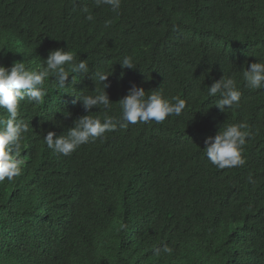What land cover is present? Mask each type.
I'll return each mask as SVG.
<instances>
[{
	"label": "trees",
	"instance_id": "16d2710c",
	"mask_svg": "<svg viewBox=\"0 0 264 264\" xmlns=\"http://www.w3.org/2000/svg\"><path fill=\"white\" fill-rule=\"evenodd\" d=\"M57 48L86 59L90 71L72 74L73 87L69 76L65 89L47 78L43 103L21 104L25 164L0 183V264H264V90L242 79L264 62V0H122L118 15L94 0H0V64L37 69ZM124 56L135 69L121 68ZM98 71L109 74V116H119L133 85L186 107L70 156L53 153L47 131L64 135L83 115H105L103 106L86 113L73 104L103 91ZM222 76L236 81L239 109L221 113L207 95ZM240 122L251 134L246 163L217 169L204 140ZM164 244L173 252L155 256Z\"/></svg>",
	"mask_w": 264,
	"mask_h": 264
},
{
	"label": "clouds",
	"instance_id": "9594fccd",
	"mask_svg": "<svg viewBox=\"0 0 264 264\" xmlns=\"http://www.w3.org/2000/svg\"><path fill=\"white\" fill-rule=\"evenodd\" d=\"M96 7L107 6L113 13L119 14L122 0H94ZM81 11L85 19L93 21L94 16L88 7ZM110 21L105 23L108 27ZM37 69H29L23 62H13L11 66L0 64V111L6 116L0 118V183L12 182L22 174L25 161L22 155V141L29 131V125L21 117V104H42L47 95L43 85L47 78L54 80L58 89L73 87L77 82L72 74L87 76L90 69L86 59L77 61L74 54L63 48L50 50L46 59ZM121 68L135 69L132 56H124L119 62ZM69 76L71 83L66 86ZM109 74L96 72L95 78L103 85V91L96 95H80L75 97L86 113L93 108L103 106V118L83 115L74 120L66 134H57L47 131L43 141L53 153L70 156L81 145L104 139L106 133L115 132L118 128H127L128 125L164 122L170 116H180L186 107L184 99L173 97L165 98L159 91L146 95L145 90L133 85L119 101L120 114L118 117L109 116L111 103L105 89L109 86L104 81ZM244 86L249 90H264V62H253L242 71ZM209 97H218L214 105L221 113L227 110L239 109L241 91L232 78L223 76L207 87ZM245 122L221 125L214 136L204 140L203 154L209 163L217 169H232L242 167L246 163L243 156L244 148L251 134ZM248 183H253L250 174ZM125 227L121 225V228ZM173 249L167 244L153 248L155 256L161 253L171 254Z\"/></svg>",
	"mask_w": 264,
	"mask_h": 264
}]
</instances>
